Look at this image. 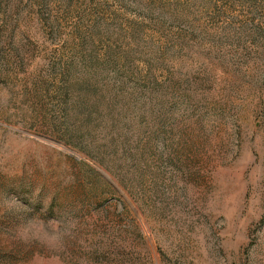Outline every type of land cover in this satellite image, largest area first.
Listing matches in <instances>:
<instances>
[{
    "label": "rangeland",
    "instance_id": "1",
    "mask_svg": "<svg viewBox=\"0 0 264 264\" xmlns=\"http://www.w3.org/2000/svg\"><path fill=\"white\" fill-rule=\"evenodd\" d=\"M0 264H264V0H0Z\"/></svg>",
    "mask_w": 264,
    "mask_h": 264
},
{
    "label": "clouds",
    "instance_id": "2",
    "mask_svg": "<svg viewBox=\"0 0 264 264\" xmlns=\"http://www.w3.org/2000/svg\"><path fill=\"white\" fill-rule=\"evenodd\" d=\"M6 214H8L6 212ZM38 220L33 224L32 228H28L23 232L17 233V238L23 244H38L46 248L55 249L63 246L68 239V230L61 231L59 228L53 227L52 221L45 222L42 218L30 217L29 223ZM59 224V222H56Z\"/></svg>",
    "mask_w": 264,
    "mask_h": 264
}]
</instances>
